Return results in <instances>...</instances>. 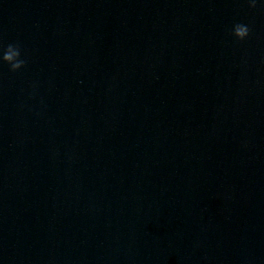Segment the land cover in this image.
<instances>
[{
	"label": "clouds",
	"instance_id": "clouds-1",
	"mask_svg": "<svg viewBox=\"0 0 264 264\" xmlns=\"http://www.w3.org/2000/svg\"><path fill=\"white\" fill-rule=\"evenodd\" d=\"M250 8H256V0H248ZM250 34V28L246 24L237 23L232 28V35L240 41L245 40ZM0 62L10 66L11 72H17L26 65V61L21 59V48L19 44H8L3 48L0 55Z\"/></svg>",
	"mask_w": 264,
	"mask_h": 264
}]
</instances>
